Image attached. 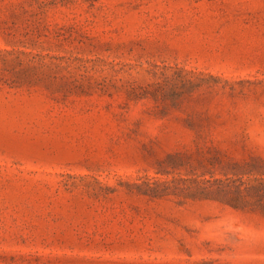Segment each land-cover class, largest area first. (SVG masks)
Instances as JSON below:
<instances>
[{"label": "rangeland", "instance_id": "374dc122", "mask_svg": "<svg viewBox=\"0 0 264 264\" xmlns=\"http://www.w3.org/2000/svg\"><path fill=\"white\" fill-rule=\"evenodd\" d=\"M0 264H264V0H0Z\"/></svg>", "mask_w": 264, "mask_h": 264}]
</instances>
